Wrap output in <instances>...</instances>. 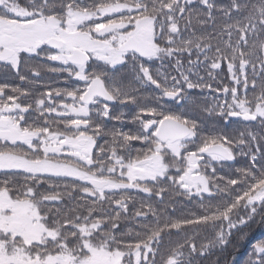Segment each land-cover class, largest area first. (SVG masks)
<instances>
[{
  "label": "snow or ice",
  "instance_id": "obj_1",
  "mask_svg": "<svg viewBox=\"0 0 264 264\" xmlns=\"http://www.w3.org/2000/svg\"><path fill=\"white\" fill-rule=\"evenodd\" d=\"M257 216L264 0H0V264H229Z\"/></svg>",
  "mask_w": 264,
  "mask_h": 264
},
{
  "label": "trees",
  "instance_id": "obj_2",
  "mask_svg": "<svg viewBox=\"0 0 264 264\" xmlns=\"http://www.w3.org/2000/svg\"><path fill=\"white\" fill-rule=\"evenodd\" d=\"M220 2L226 3L227 0H220ZM170 69H162V71ZM194 72H199L201 76H205V70L202 68L193 69ZM175 74V73H173ZM194 78V77H193ZM207 79V77L205 76ZM55 86L63 87V80H59L55 82ZM193 95L200 101H204L206 99L207 103L211 105L213 101V94L205 91L200 92V90H193ZM222 102V97H221ZM121 108L119 109V111ZM123 111L127 114L130 109L129 108H123ZM114 122H109V126L112 125ZM233 125H229L228 127H233ZM132 125L128 124L125 127V130H128V128H131ZM232 163V162H229ZM244 163V160L242 158H238V160L235 162L234 166L239 167ZM227 169L221 170V174H223ZM223 186V185H221ZM143 195V194H141ZM205 197H207V194H205ZM174 207L176 209L175 216L173 218H178L181 215H186L190 210H196L197 205L195 201L189 203L187 200L182 199L180 202L176 203L175 205H170V208ZM244 232L247 233V238L240 242L238 247L236 248H229L227 253H224L228 257L229 264H246V261L248 259L249 254L252 251V246L261 241L264 240V222L261 221V217L257 216L255 219V222H250V226L243 229ZM238 235L234 232V239L235 236ZM219 251L217 250V253L213 255L210 259H215L216 255H219ZM204 264H208V260L204 261Z\"/></svg>",
  "mask_w": 264,
  "mask_h": 264
},
{
  "label": "flooded vegetation",
  "instance_id": "obj_3",
  "mask_svg": "<svg viewBox=\"0 0 264 264\" xmlns=\"http://www.w3.org/2000/svg\"><path fill=\"white\" fill-rule=\"evenodd\" d=\"M63 86H65V85H64V82H63ZM119 109H120V107L117 106V107H116V110L119 111ZM108 124H109V122H108Z\"/></svg>",
  "mask_w": 264,
  "mask_h": 264
}]
</instances>
